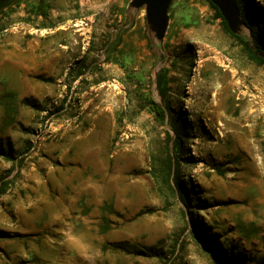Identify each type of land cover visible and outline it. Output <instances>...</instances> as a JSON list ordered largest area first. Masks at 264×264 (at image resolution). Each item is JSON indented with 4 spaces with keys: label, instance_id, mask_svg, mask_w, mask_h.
Returning a JSON list of instances; mask_svg holds the SVG:
<instances>
[{
    "label": "rangeland",
    "instance_id": "1",
    "mask_svg": "<svg viewBox=\"0 0 264 264\" xmlns=\"http://www.w3.org/2000/svg\"><path fill=\"white\" fill-rule=\"evenodd\" d=\"M35 1L0 22V139L14 147L0 155V264H88L66 231L93 245L94 264H264V65L211 0H173L163 39L133 0H43L47 20ZM238 2L233 33L254 46L264 0Z\"/></svg>",
    "mask_w": 264,
    "mask_h": 264
},
{
    "label": "trees",
    "instance_id": "2",
    "mask_svg": "<svg viewBox=\"0 0 264 264\" xmlns=\"http://www.w3.org/2000/svg\"><path fill=\"white\" fill-rule=\"evenodd\" d=\"M28 2L31 0H0V22H2V17L4 18H9L11 16V14L13 13V11L16 9L17 6H20L22 4V2ZM43 0H36L35 4L32 6V12L33 15L36 19H39L41 16H44L45 20L49 19L50 15L49 12L47 10H44L43 7ZM210 4L212 5V7L216 10V15L217 17L222 19V23L225 27V29L236 39H238L245 47L246 49L249 51L250 56L260 65H264V40L260 39L258 37V35L253 31V37H254V46H252V44L245 40L242 36L237 35L235 33H233L231 31V29L228 26L227 21L225 20L223 14L221 13L220 9L210 1ZM240 6V3H239ZM250 20L247 19V22H249ZM8 25L3 24L0 26V31H3L7 28ZM57 24L56 23H52V24H42L39 25L40 28H53L56 27ZM257 49V52H254L253 48ZM82 64L83 61H82ZM72 72V71H71ZM83 74V71L82 73ZM158 87L160 90V94L163 97V99L166 98L170 87L168 86V82H166L165 80V76H163L162 74L158 75ZM13 97L15 98V93L14 92H10L7 93L6 95H4V97ZM21 104L25 105V106H29L32 107L36 110L39 111H45L46 109L44 107H42L36 100L29 98V97H24L21 99ZM151 103L153 104V110L156 112V114L161 117L162 119L166 118V108L164 103L162 105L156 103L155 101L151 100ZM169 112V111H168ZM174 128V131L176 133V137L173 140V144L174 147L179 149L180 148V135H178L179 130L177 129L176 125H172ZM169 139H171V137H169ZM14 151V147L12 145L11 142L9 141H4L3 139H0V155L1 156H5L7 157L8 160H12V153ZM164 170L168 173V176H172V174L174 175V180H175V184L176 187L178 189L179 192V197L181 198V200L187 205L190 206V199H189V192L188 190L185 188L184 183L180 181L179 178V167H180V163L178 160H175L169 156L168 159H166V161H164ZM9 181H3L0 183V195L5 194L8 190V186H9ZM205 247L214 255L217 256L219 254V245L217 243H212V244H208L207 242H204ZM125 249L128 250V246L127 244H125ZM235 258L236 256L233 255L231 258L227 259V262L229 263H234L235 262Z\"/></svg>",
    "mask_w": 264,
    "mask_h": 264
},
{
    "label": "water",
    "instance_id": "3",
    "mask_svg": "<svg viewBox=\"0 0 264 264\" xmlns=\"http://www.w3.org/2000/svg\"><path fill=\"white\" fill-rule=\"evenodd\" d=\"M173 0H133L132 6H146L147 18L158 39L166 36L169 26V8ZM221 11L232 32H238L245 21L238 0H211Z\"/></svg>",
    "mask_w": 264,
    "mask_h": 264
},
{
    "label": "clouds",
    "instance_id": "4",
    "mask_svg": "<svg viewBox=\"0 0 264 264\" xmlns=\"http://www.w3.org/2000/svg\"><path fill=\"white\" fill-rule=\"evenodd\" d=\"M65 242L69 247L76 250L88 264H94L98 251L93 250V245L89 243L82 234L75 232H65Z\"/></svg>",
    "mask_w": 264,
    "mask_h": 264
},
{
    "label": "bare ground",
    "instance_id": "5",
    "mask_svg": "<svg viewBox=\"0 0 264 264\" xmlns=\"http://www.w3.org/2000/svg\"><path fill=\"white\" fill-rule=\"evenodd\" d=\"M152 36L154 37L155 35H152ZM208 88H209V93H212L213 91L215 92L213 96V100H212V105L215 106V101L218 99L219 95L221 94V90L223 89V87L221 88L219 84L216 82V80L214 79L213 82H210Z\"/></svg>",
    "mask_w": 264,
    "mask_h": 264
}]
</instances>
